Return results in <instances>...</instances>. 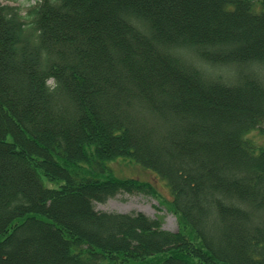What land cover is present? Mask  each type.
Segmentation results:
<instances>
[{"label":"trees","instance_id":"trees-1","mask_svg":"<svg viewBox=\"0 0 264 264\" xmlns=\"http://www.w3.org/2000/svg\"><path fill=\"white\" fill-rule=\"evenodd\" d=\"M263 125L264 0H0V264H264Z\"/></svg>","mask_w":264,"mask_h":264},{"label":"rangeland","instance_id":"rangeland-1","mask_svg":"<svg viewBox=\"0 0 264 264\" xmlns=\"http://www.w3.org/2000/svg\"><path fill=\"white\" fill-rule=\"evenodd\" d=\"M4 3L18 4L24 10L37 0H2ZM247 138L259 147H264V125L246 134ZM115 175L121 178H135L150 183L158 195L136 191L122 192L104 203H97L96 208L103 211L124 213L143 212L148 216L160 219L165 229L178 230V219L170 208L168 201L172 195L166 182L152 169L143 166L130 158H119L111 163Z\"/></svg>","mask_w":264,"mask_h":264}]
</instances>
